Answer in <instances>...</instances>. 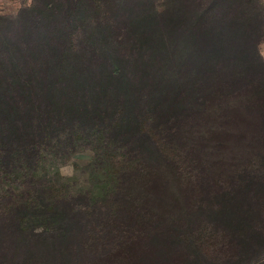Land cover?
I'll return each instance as SVG.
<instances>
[{
  "label": "trees",
  "instance_id": "16d2710c",
  "mask_svg": "<svg viewBox=\"0 0 264 264\" xmlns=\"http://www.w3.org/2000/svg\"><path fill=\"white\" fill-rule=\"evenodd\" d=\"M21 13L0 45V264H264V3ZM84 152L78 190L56 165Z\"/></svg>",
  "mask_w": 264,
  "mask_h": 264
},
{
  "label": "rangeland",
  "instance_id": "374dc122",
  "mask_svg": "<svg viewBox=\"0 0 264 264\" xmlns=\"http://www.w3.org/2000/svg\"><path fill=\"white\" fill-rule=\"evenodd\" d=\"M35 1L36 0H0V41L3 40L0 45L8 43L6 39H4L5 35L3 33L8 29V24L17 20L22 14L21 11L25 8L31 7ZM43 1L51 3L52 0ZM261 1L264 3V0ZM102 40H100V42ZM100 42L97 43L96 40L90 38L82 39L81 45H83V52H81V55L83 54L84 57H89L90 54H95V52L98 51L96 43L99 45ZM260 49L261 53L264 52V43L261 45ZM97 55H101V53H98ZM88 159L89 154L84 152L83 154L75 156L74 159L58 161L56 168H58V171L65 180L71 178L76 179L78 190H85L87 187V177L81 172L76 171L74 163H84Z\"/></svg>",
  "mask_w": 264,
  "mask_h": 264
},
{
  "label": "clouds",
  "instance_id": "9594fccd",
  "mask_svg": "<svg viewBox=\"0 0 264 264\" xmlns=\"http://www.w3.org/2000/svg\"><path fill=\"white\" fill-rule=\"evenodd\" d=\"M261 55H264V52H262Z\"/></svg>",
  "mask_w": 264,
  "mask_h": 264
}]
</instances>
